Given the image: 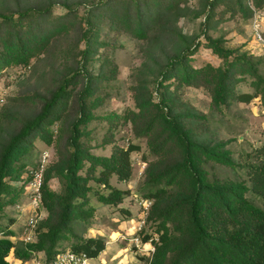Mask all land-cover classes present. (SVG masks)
Returning a JSON list of instances; mask_svg holds the SVG:
<instances>
[{"label": "rangeland", "instance_id": "1", "mask_svg": "<svg viewBox=\"0 0 264 264\" xmlns=\"http://www.w3.org/2000/svg\"><path fill=\"white\" fill-rule=\"evenodd\" d=\"M63 1L68 7L63 5ZM34 5L48 8L38 25L44 30H53L52 39L29 64H14L0 69V147L24 121L39 111L43 100L61 81L84 66L92 76L94 92L90 97L96 96V104L91 107L94 116L86 124L88 133L81 138L84 145L90 152L104 156L127 146L128 142H138L140 149L130 152L129 179L121 180L115 174L109 178L113 186L127 190L122 201L117 205L103 203L90 190L88 201L83 205L87 210L74 220L73 230L77 235L105 237L104 249L93 256L95 264H148L152 253L137 248L130 241L136 224L142 220L139 235L142 237L150 232L154 239L158 237L155 221L148 218L152 200L147 209L141 203L146 198L142 196L146 168L149 160L155 157L147 146L146 137L137 135L140 124L128 119L132 111L137 110L136 96L151 94L157 99L165 90L170 96L173 112L183 113L181 118L195 137L225 142L223 146L229 150L235 165L213 163L209 167L210 175L214 173L221 179H241L250 184L245 165L263 160L264 97L258 95L250 101L232 99L217 106L210 83L188 85L173 77L164 82L166 85L158 87V80L167 62L183 52L188 55L186 62L193 66L206 63L222 65L223 59L207 45V35L220 38L222 45L232 48L234 54L245 52L254 61L259 58L257 68L264 76V53L252 34L250 24L254 7L260 13L264 32V0H0V12L10 13L17 8ZM126 5L133 15V24L136 22L135 13L140 12L141 21L145 24L144 35L136 34L121 18ZM151 14L153 17H147ZM61 16L65 17L61 19ZM86 16L97 26L94 34L97 39L90 57L83 61L81 51L85 41L81 30L86 26ZM59 20L66 22L60 30L55 29ZM235 74L239 76V73ZM245 78L235 80L233 88L236 91L253 90L250 77ZM83 81L78 79L76 83L68 84L74 91L67 99L60 118L51 124V142L35 140L31 163L38 160L44 147L51 152L48 165L67 151L69 127L78 111L75 93L81 89ZM111 112L114 114L109 115ZM90 182L100 191L109 189L95 180ZM48 185L53 190H62L56 176L49 178ZM247 194L262 204L263 199L259 195L252 191H247ZM28 199V193L24 191L21 202L26 203ZM1 212L5 217L13 218L11 228L16 232L13 240L27 243L37 239L22 238L21 229L26 226V215L13 203L5 205ZM48 213L43 204L36 227ZM45 228L46 225L41 229ZM73 240L74 236H70V240L65 241L66 246ZM44 256V250L39 249L33 250L27 258L12 253L9 259L13 264H33Z\"/></svg>", "mask_w": 264, "mask_h": 264}, {"label": "trees", "instance_id": "2", "mask_svg": "<svg viewBox=\"0 0 264 264\" xmlns=\"http://www.w3.org/2000/svg\"><path fill=\"white\" fill-rule=\"evenodd\" d=\"M63 5L68 7L64 1ZM123 9L121 18L136 34L144 35L145 24L140 12L135 13L136 22L133 24L128 6ZM47 10L34 5L10 13L0 12V69L14 64L27 65L45 50L53 30H44L38 24ZM147 17H153V14ZM84 21L86 26H82L81 36L85 46L81 56L86 61L97 39L94 36L97 26L87 16ZM65 26L66 22L59 20L55 29ZM206 41L223 59L222 65L193 66L185 60L187 52L180 53L162 69L158 87L166 85L164 82L173 77L188 85L210 83L217 106L232 99L250 101L258 95L264 97V76L257 68L259 58L254 61L245 52L234 54L232 48L222 45L220 38L207 35ZM78 75L81 78L76 79ZM245 76L250 77L253 90L236 91L233 83L246 79ZM78 79L84 81L75 93L78 111L69 127L67 151L44 170L42 201L48 209V216L36 227L35 241H15L12 237L16 232L11 228L13 218L5 217L2 208L9 203L16 207L21 202L25 185L38 163V160L31 163L34 142L36 139L51 142V124L60 118L74 91L68 84L76 83ZM91 79L84 66L78 68L43 100L31 119L24 121L1 144L0 264H13L9 259L12 253L27 258L33 250L42 249L49 260L61 249L85 250L90 256H96L105 247L106 239L102 235L75 234L74 220L87 210L83 205L88 201L90 190L103 203L117 205L122 201L127 190L113 186L109 178L115 174L121 180L129 179L130 152L140 149V144L128 142L127 146L119 147L109 156L90 152L84 145L81 138L88 133L86 124L94 116L91 107L96 104V96L90 97L94 92ZM136 101L137 110L132 111L128 119L140 124L137 135L146 137L147 146L155 157L149 160L142 187V196L152 200L148 218L155 221L158 233L157 239L150 232L142 235L144 241L151 239L155 247L148 264H264V143L261 145L263 160L245 165L250 184L241 179H221L214 173L210 175L209 167L213 163L235 165L229 150L223 146L225 142L195 137L182 120L183 113L173 112L170 96L165 90L157 99L151 94L137 95ZM51 176L59 179L62 190L49 187ZM91 179L108 187V191H100L90 182ZM247 191L259 195L262 204L256 203ZM45 225L46 228L41 229ZM70 236H74V240L66 246L65 241L70 240Z\"/></svg>", "mask_w": 264, "mask_h": 264}, {"label": "built area", "instance_id": "3", "mask_svg": "<svg viewBox=\"0 0 264 264\" xmlns=\"http://www.w3.org/2000/svg\"><path fill=\"white\" fill-rule=\"evenodd\" d=\"M253 15L251 17L252 34L262 47L264 53V32L262 27V18L259 11L253 7ZM264 113V111H263ZM51 158V152L48 148H44L39 152L38 163L32 170L31 179L25 185V191L28 193V201L26 203L18 202L16 209L26 215V226L22 230V238L24 240H33L37 238L36 224L41 217L42 201V185L44 178V170L47 167ZM144 209H147L151 204L149 198L141 200ZM143 221L136 224L135 230L130 237V241L139 249L153 253L154 244L151 239L144 241L138 232L142 230ZM36 240V239H35ZM33 264H95L93 256H90L85 250H74L71 248L61 249L47 260L46 254L43 259H37Z\"/></svg>", "mask_w": 264, "mask_h": 264}, {"label": "crops", "instance_id": "4", "mask_svg": "<svg viewBox=\"0 0 264 264\" xmlns=\"http://www.w3.org/2000/svg\"><path fill=\"white\" fill-rule=\"evenodd\" d=\"M107 242H109V241H107Z\"/></svg>", "mask_w": 264, "mask_h": 264}]
</instances>
